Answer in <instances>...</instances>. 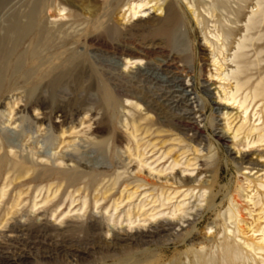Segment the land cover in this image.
I'll use <instances>...</instances> for the list:
<instances>
[{
	"label": "rangeland",
	"instance_id": "obj_1",
	"mask_svg": "<svg viewBox=\"0 0 264 264\" xmlns=\"http://www.w3.org/2000/svg\"><path fill=\"white\" fill-rule=\"evenodd\" d=\"M263 2L0 0V264H264ZM172 176L190 196L156 216L168 195L137 184Z\"/></svg>",
	"mask_w": 264,
	"mask_h": 264
},
{
	"label": "bare ground",
	"instance_id": "obj_2",
	"mask_svg": "<svg viewBox=\"0 0 264 264\" xmlns=\"http://www.w3.org/2000/svg\"><path fill=\"white\" fill-rule=\"evenodd\" d=\"M261 2V1H260ZM259 3V2H258ZM264 3V2H263ZM146 5V4H145ZM259 5H261V4H259ZM258 6V5H257ZM262 6V5H261ZM144 6L141 4V5H138V9L139 10H141L142 8H143ZM134 8H136V7H134ZM136 10H137V8H136ZM259 11H261V10H259ZM133 15H134V17H139L138 15H139V12H136L135 11V9H133ZM257 13V12H256ZM254 14V13H253ZM253 16V15H252ZM258 17V16H257ZM168 21V25H167V27H166V34L169 36V37H172L173 36V33H174V31H175V29H177V21H176V18H173L172 16H171V18L169 19V20H167ZM251 19L249 20V22H248V24H246V32L247 33H249V32H251L252 30H254V28H257V26L255 25V27H254V25L251 23ZM259 22V21H258ZM237 24V23H236ZM235 29H237V28H235ZM233 31V30H232ZM235 32V31H234ZM172 35V36H171ZM219 37H221V36H219ZM252 39V38H251ZM250 40V37L249 38H246V37H244L243 36V39H242V41H241V43L239 42V44H238V51L237 52H239V51H243L244 49H246V45H245V42L246 41H249ZM213 45V44H212ZM224 46V45H223ZM230 46V45H229ZM248 47V46H247ZM225 50V49H224ZM247 56V55H246ZM244 57V55H240V54H238V53H236L235 54V56H234V58H233V60L231 61L234 65H236V69H235V71L233 72V76H231L233 79H234V81H235V90H236V93L237 92H239L245 85H246V83H248V81H246V80H244V81H246V82H242L240 79H239V77H237L238 76V74L240 73V70H241V59ZM243 67V66H242ZM246 67V66H245ZM250 67V66H249ZM228 76H230V75H225V77L227 78ZM230 77V78H231ZM229 78V77H228ZM250 81V80H249ZM250 83V82H249ZM248 83V84H249ZM182 87H183V85H181ZM248 85H246V87H247ZM181 89V88H180ZM187 90H188V88H187ZM183 92L185 93L186 92V88H184L183 89ZM235 93V92H234ZM240 93V92H239ZM228 94V93H227ZM236 94H231L230 95V97H231V100H233V101H236L237 100V98H236V96H235ZM226 96V95H225ZM228 97V96H227ZM222 100V99H221ZM223 100H226L227 101V99L225 98V99H223ZM230 101V100H229ZM241 101V100H240ZM246 102V101H245ZM245 102H242V103H240V107L242 108V107H244V105H245ZM226 105V104H225ZM222 106V105H221ZM224 107H226V106H224ZM226 108H229V107H226ZM247 113V109L245 108V114ZM226 118V117H225ZM147 120V117H143V123L145 122ZM237 120V119H236ZM226 121V120H225ZM227 122H229V119H227ZM226 122V123H227ZM62 123H63V121H60V122H58L57 124H60L59 126L61 127V125H62ZM134 123V122H133ZM64 124V123H63ZM231 124H229L228 123V131H232V128H231V126H230ZM243 127V123H242V126H240L236 131H235V133H233L234 135H233V138H234V140H236V139H238V136H240V135H238L240 132H241V134H242V129L244 128H242ZM254 128V127H253ZM252 128V130H250V131H248L247 133V135L249 136V134L251 135L253 132H255V131H257L258 129H253ZM64 129V128H63ZM144 129V128H143ZM151 130V129H150ZM70 131V130H69ZM227 131V130H226ZM151 131H147V132H145L144 134H143V147H145L144 149H143V172L145 171V169L146 168H148L149 169V172L151 173V172H158V174H160V173H162V171H164V170H162V171H157V170H154V169H152V165H149L148 164V159H147V155H146V150L147 149H149L150 148V151H149V153L152 155L151 156V159L154 157L155 158V156H157L158 154L160 155V151H161V149H158V147L159 146H157L158 145V143H157V145H153V144H149V142H150V140L148 141V143L146 142H144V141H146V138L148 139V136H152L151 135V133H150ZM155 132V131H154ZM229 133V132H228ZM231 133V134H232ZM153 134V133H152ZM223 134V133H222ZM70 136V135H69ZM260 136V135H259ZM258 136V140L256 141V142H254L253 143V145L255 144H263V142H264V136L263 135H261L260 137ZM247 137V136H246ZM133 138H135V137H133ZM137 138V137H136ZM150 138V137H149ZM152 138V137H151ZM119 139L120 140H123V137H119ZM218 139H223V137H222V135H220V134H218ZM138 141V140H137ZM140 143H141V141H139ZM136 143H138V142H136ZM163 145H168V142H161ZM139 144V143H138ZM131 145V144H130ZM252 145V144H251ZM138 146V145H137ZM135 147V148H138V147ZM241 146V145H240ZM141 147V146H140ZM139 147V148H140ZM141 149V148H140ZM171 149V148H170ZM168 150V149H167ZM140 151V150H139ZM139 151H138V153H139ZM162 152V151H161ZM172 152H173V150H169V152H167L166 154H162V156L161 157H159L156 161H155V163L157 164V163H159V165H164L167 161H168V158H169V156H171V154H172ZM148 153V152H147ZM149 154V155H150ZM238 154H241V157H240V160H241V162L243 163L244 161H245V155L244 154H242V153H238ZM138 155V154H137ZM141 155H142V153H141ZM140 154H139V156H141ZM260 158L261 157H257V159H256V162H259L258 160H260ZM169 159H171V158H169ZM179 159V158H178ZM16 161V160H15ZM151 161V160H150ZM17 162V161H16ZM19 162V161H18ZM33 162V161H32ZM24 163V162H23ZM25 164V163H24ZM24 164H22V163H14V166H13V169H14V171H16V172H18L19 174H26V175H28L29 174V169H26V168H24ZM188 163H186V167H191V165H190V161H189V164L187 165ZM251 164H254L252 161H251ZM81 165V164H80ZM172 165V167H171V171H175L177 168H180V165H181V163H180V161H178V160H176V158L173 160V164H171ZM36 166V165H35ZM34 166V167H35ZM165 166V165H164ZM185 166V165H184ZM193 166V165H192ZM28 167V166H27ZM163 167V166H162ZM164 168V167H163ZM203 166H202V168L200 169V171H198V176H201L202 177V175H203V172H204V170H203ZM188 169V168H187ZM34 170V169H33ZM90 170H92V169H90ZM179 170H181V169H179ZM69 171V170H68ZM67 171V172H68ZM168 171V170H167ZM178 171V170H177ZM65 172H66V170H65ZM179 172V171H178ZM182 172H185V170H183ZM72 173V172H71ZM124 173V172H123ZM164 173V172H163ZM166 173V172H165ZM173 173V172H172ZM17 174V173H16ZM48 174V173H47ZM157 174V175H158ZM26 175H25V178H27L26 177ZM120 175V174H119ZM123 175V174H122ZM163 175V174H162ZM19 176V175H18ZM23 176V175H22ZM31 176H32V174H31ZM30 176V177H31ZM152 176V175H151ZM121 177V176H120ZM141 177V176H140ZM162 177V176H161ZM24 178V179H25ZM59 178V177H58ZM160 178V177H159ZM187 179L186 180H184V179H177L176 177H174V176H172V177H165L163 180V182H159L160 181V179H158V180H154V179H150V178H143V184L141 185H139V184H137V190H139L141 187H143V188H146V187H160L161 188V194L162 195H164V196H166V194L168 195L164 200H162V202L160 203V206H159V208H157V209H161L162 208V210L161 211H158V214L156 215V216H165V213H166V211L167 210H170V208L169 207H167V206H169V204H167V203H169V202H172V201H174V200H178V199H180V198H187V197H189L190 195H189V192L187 193V192H185V191H183L185 188H186V185H187V183H189L188 181L191 179V177L190 176H187L186 177ZM18 179V178H17ZM138 179H141V178H138ZM28 180V179H27ZM19 181V180H18ZM71 182V181H70ZM141 182V181H140ZM171 183V185H169ZM191 183V182H190ZM212 183V182H211ZM132 184V183H131ZM61 185V184H60ZM59 185V186H60ZM133 185V184H132ZM139 185V186H138ZM170 186V188H169V186ZM8 186V185H7ZM71 186V185H70ZM191 186V185H190ZM202 186V185H201ZM204 186V185H203ZM113 187V186H112ZM128 187V186H127ZM260 187H262V184L260 185ZM52 188V187H51ZM114 188V187H113ZM126 188V187H125ZM55 189V188H54ZM126 189H128V188H126ZM28 190V189H27ZM50 190V189H49ZM126 191V190H125ZM124 191V192H125ZM160 191V190H159ZM102 192V191H101ZM195 192V191H194ZM193 192V193H194ZM7 193V192H6ZM74 193V192H73ZM128 193H130V192H128ZM190 193H192V192H190ZM22 194V193H21ZM56 194V193H55ZM109 194V193H108ZM8 195V194H7ZM97 195H99V194H97ZM97 195H95V196H97ZM128 195H130L129 196V198H133V195L134 194H128ZM192 195V194H191ZM22 196V195H21ZM3 197V196H2ZM64 197V196H63ZM71 197V196H70ZM83 197V196H82ZM98 197H100V196H98ZM97 197V198H98ZM192 197V196H191ZM201 197V196H200ZM18 198V197H17ZM87 198V197H86ZM128 198V199H129ZM57 198H55V200H56ZM102 199V198H101ZM104 199V198H103ZM122 199V198H121ZM125 199H126V197H125ZM54 200V201H55ZM123 200V199H122ZM191 200V199H190ZM233 200V199H232ZM75 201V200H74ZM95 201L96 200H94V203H95ZM186 201V200H185ZM17 202V201H16ZM98 202V201H97ZM104 202V201H103ZM45 203V202H44ZM71 203H72V201H71ZM83 203V202H82ZM121 203V202H120ZM119 203V204H120ZM86 203H84V205H85ZM116 204V203H115ZM53 205V204H52ZM52 205H51V207H52ZM118 205V204H117ZM60 206V205H59ZM59 206L57 207V208H59ZM87 206V205H86ZM116 206V205H115ZM183 206H185L186 207V202H181L180 204H178L177 206H174V210L171 212V214H169L168 216H171V218L172 219H162V223H161V228H162V230L165 228V227H168V228H171V227H173V221L172 220H174V219H176V220H178V221H181L183 218H185L183 215H185V216H188L187 214H189V213H187V211H182V209L180 210V208L181 207H183ZM34 207V206H33ZM36 207V206H35ZM85 207V206H84ZM167 207V208H166ZM48 208H50V206L48 207ZM47 208V209H48ZM57 208H55V209H57ZM166 208V209H165ZM54 209V208H53ZM60 209H61V206H60ZM156 209V210H157ZM186 209V208H185ZM184 208H183V210H185ZM193 209V207L192 208H188V210L191 212V210ZM59 209H57V211H58ZM182 211V212H181ZM18 212V211H17ZM39 212V211H38ZM51 212V211H50ZM54 212H56V211H54ZM181 212V214L179 215V216H177V213H180ZM52 213V212H51ZM129 213V212H128ZM29 214V213H28ZM16 215H18V214H16ZM32 216V215H31ZM111 217V216H110ZM155 217V216H154ZM153 217V218H154ZM236 217V216H235ZM258 221V220H257ZM230 222V221H229ZM237 223V222H236ZM38 224V223H37ZM237 226V225H236ZM49 227V226H48ZM176 227H178V226H176ZM109 229V228H108ZM1 231V230H0ZM79 231V230H78ZM138 231V230H137ZM160 231V230H159ZM12 232V231H11ZM242 232H243V230H242ZM242 232H240L241 234H242ZM257 232V231H256ZM156 234V233H155ZM162 234V233H161ZM243 234H245V233H243ZM46 236V235H45ZM243 236H245V235H243ZM137 237V236H136ZM44 238V237H43ZM264 241V240H263ZM248 242V241H247ZM244 243H245V241H244ZM252 244V243H251ZM254 244V243H253ZM258 244V243H257ZM256 245V244H255ZM262 245H264V242H263V244ZM246 246L247 247H251L252 249H253V247L251 246V245H249V244H246ZM254 246V245H253ZM261 246V245H260ZM259 246V247H260ZM258 247V246H257ZM258 247V251L260 252H264V247L262 246V247H260L259 248ZM255 248V247H254ZM58 249V248H57ZM32 250V249H31ZM62 250V249H61ZM255 250H256V248H255ZM257 250H256V252H257ZM27 254V253H26ZM33 256V255H32ZM80 256V255H79ZM60 259V258H59ZM25 261H27V260H25Z\"/></svg>",
	"mask_w": 264,
	"mask_h": 264
}]
</instances>
